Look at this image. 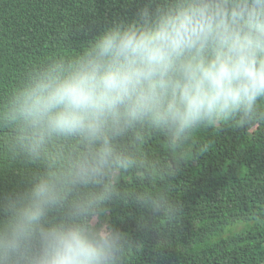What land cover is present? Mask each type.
<instances>
[{
  "label": "clouds",
  "instance_id": "9594fccd",
  "mask_svg": "<svg viewBox=\"0 0 264 264\" xmlns=\"http://www.w3.org/2000/svg\"><path fill=\"white\" fill-rule=\"evenodd\" d=\"M81 49L30 68L0 103V264H127L163 251L181 208L120 178H156L145 135L264 122V0H135L80 29ZM120 202L134 230L108 221Z\"/></svg>",
  "mask_w": 264,
  "mask_h": 264
},
{
  "label": "trees",
  "instance_id": "16d2710c",
  "mask_svg": "<svg viewBox=\"0 0 264 264\" xmlns=\"http://www.w3.org/2000/svg\"><path fill=\"white\" fill-rule=\"evenodd\" d=\"M135 0H0V103L40 62L81 49L80 29L130 11ZM264 107V102H261ZM156 178L125 173L120 186L159 193L179 204L174 224L153 222L168 236L163 251L137 254L127 264H264V122L202 129L189 146L173 148L162 136L142 145ZM18 177L0 175V191ZM138 209L120 202L108 221L134 230Z\"/></svg>",
  "mask_w": 264,
  "mask_h": 264
}]
</instances>
